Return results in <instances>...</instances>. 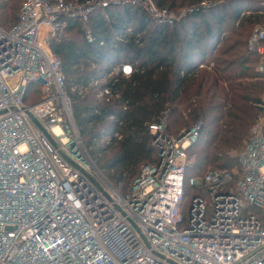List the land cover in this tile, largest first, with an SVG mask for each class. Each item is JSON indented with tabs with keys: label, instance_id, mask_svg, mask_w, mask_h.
I'll use <instances>...</instances> for the list:
<instances>
[{
	"label": "built area",
	"instance_id": "2783aa9c",
	"mask_svg": "<svg viewBox=\"0 0 264 264\" xmlns=\"http://www.w3.org/2000/svg\"><path fill=\"white\" fill-rule=\"evenodd\" d=\"M129 5L160 25L177 21L154 0H26L18 24L0 28V264H264L263 118L237 155L239 169L188 180V151L201 124L172 136L167 112L149 127L157 162L126 194L89 155L51 43L71 20H81L93 42L89 17ZM248 47L264 66V23ZM133 69L123 64L115 72L129 78ZM30 87L40 99L28 105ZM110 94L105 88L98 98ZM187 185L198 194L184 217Z\"/></svg>",
	"mask_w": 264,
	"mask_h": 264
},
{
	"label": "trees",
	"instance_id": "16d2710c",
	"mask_svg": "<svg viewBox=\"0 0 264 264\" xmlns=\"http://www.w3.org/2000/svg\"><path fill=\"white\" fill-rule=\"evenodd\" d=\"M25 2L0 0L2 30L18 24ZM154 2L177 16L174 25L156 23L140 6L113 7L89 17L93 42L82 21L71 20L63 37L51 43L83 143L123 194L144 167L157 162L149 127L167 112L172 136L201 124L199 140L188 151V180L239 169L237 155L264 119V66L248 47L254 28L264 23V0ZM123 64L134 67L129 78L115 72ZM36 88L30 87L34 98L28 105L40 99ZM105 88L110 96L99 99ZM104 134L121 139L105 145ZM197 194L187 185L184 217Z\"/></svg>",
	"mask_w": 264,
	"mask_h": 264
},
{
	"label": "water",
	"instance_id": "95a60500",
	"mask_svg": "<svg viewBox=\"0 0 264 264\" xmlns=\"http://www.w3.org/2000/svg\"><path fill=\"white\" fill-rule=\"evenodd\" d=\"M35 123L40 127V129L42 130L43 134L48 137L49 139H51L50 135L47 133V131H45L36 121ZM189 131H183L181 133V135L179 136V138L183 137L184 135H186Z\"/></svg>",
	"mask_w": 264,
	"mask_h": 264
},
{
	"label": "rangeland",
	"instance_id": "374dc122",
	"mask_svg": "<svg viewBox=\"0 0 264 264\" xmlns=\"http://www.w3.org/2000/svg\"><path fill=\"white\" fill-rule=\"evenodd\" d=\"M173 13V12H172ZM256 24H253V25H250L249 28H248V31L247 33L249 34L251 29L255 26ZM92 158V157H91ZM93 159V158H92ZM95 161V160H94ZM99 167V166H98ZM105 173V172H104ZM106 177H107V174L105 173Z\"/></svg>",
	"mask_w": 264,
	"mask_h": 264
}]
</instances>
